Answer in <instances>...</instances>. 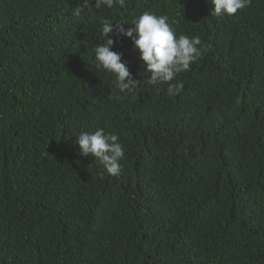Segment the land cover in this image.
I'll use <instances>...</instances> for the list:
<instances>
[{"label":"trees","instance_id":"16d2710c","mask_svg":"<svg viewBox=\"0 0 264 264\" xmlns=\"http://www.w3.org/2000/svg\"><path fill=\"white\" fill-rule=\"evenodd\" d=\"M78 6L0 0V264H264V0L231 17L207 0ZM144 12L201 39L178 96L125 36L109 38L134 93L95 69L102 19ZM97 129L124 146L119 176L79 154Z\"/></svg>","mask_w":264,"mask_h":264},{"label":"clouds","instance_id":"9594fccd","mask_svg":"<svg viewBox=\"0 0 264 264\" xmlns=\"http://www.w3.org/2000/svg\"><path fill=\"white\" fill-rule=\"evenodd\" d=\"M213 7L210 14L213 17L233 16L238 11L247 8L251 0H207ZM125 0H83V6H78L74 12L81 15L84 8L87 10L94 4L96 10H111L119 4L124 6ZM127 21L112 22V19L104 17L101 22V35L103 43L96 44L94 48V64L98 71L106 72L113 77V85L120 94L134 93L141 81L134 79L129 67L122 63V54L112 51L116 42L109 38L112 34L116 39L125 36L133 39L135 48L139 50L140 59L144 62L141 73L148 76L149 85L167 84L169 97L178 96L184 89V83L177 80V76L190 70V65L198 61L203 49L199 36L189 37L186 34L177 35L175 28L169 23L166 15H154L144 12L131 21L132 27ZM150 73V76L148 75ZM173 81H175L173 83ZM75 144L79 154L85 158L92 155L96 163L103 166L104 172L109 176H119L121 173V161L125 159V149L117 134L103 129L94 132L81 131L75 136Z\"/></svg>","mask_w":264,"mask_h":264}]
</instances>
